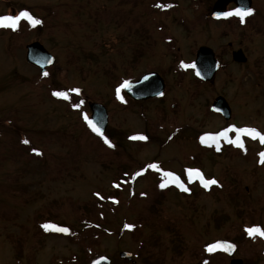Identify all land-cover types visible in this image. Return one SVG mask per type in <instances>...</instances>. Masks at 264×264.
Listing matches in <instances>:
<instances>
[{
    "label": "rangeland",
    "instance_id": "1",
    "mask_svg": "<svg viewBox=\"0 0 264 264\" xmlns=\"http://www.w3.org/2000/svg\"><path fill=\"white\" fill-rule=\"evenodd\" d=\"M214 2L137 0L135 7H122L118 0H0V16L28 11L42 21L33 27L21 20L16 30L0 27V264H75L71 232L82 235L76 204L97 193L117 200H105L97 210L105 228L98 256L111 264H158L138 255L158 245L166 250L160 264H264L263 238L242 233L248 224L264 229V144L244 135L243 148L226 140L228 147L216 155L219 140L200 142L229 128L264 134V0H252L254 16L246 29L209 19ZM32 42L54 57L47 76L25 61V46ZM201 46L211 48L221 64L213 84L197 82L189 67H181L192 63ZM238 49L244 64L232 61ZM136 60V79L153 71L164 80L161 98H117L104 72L123 74V66ZM218 96L231 109L228 120L210 112ZM88 102L107 110L103 135L84 123ZM141 135L147 139H131ZM209 144L214 151L200 148ZM188 169L218 185L203 187L199 178L189 179ZM166 172L178 176L191 195L171 183L161 188ZM155 211L156 231L164 232L147 231L135 241L123 224ZM47 222L69 231L45 230ZM228 239L237 247L232 258L218 250L205 254V246ZM179 245L182 255L174 259Z\"/></svg>",
    "mask_w": 264,
    "mask_h": 264
},
{
    "label": "water",
    "instance_id": "2",
    "mask_svg": "<svg viewBox=\"0 0 264 264\" xmlns=\"http://www.w3.org/2000/svg\"><path fill=\"white\" fill-rule=\"evenodd\" d=\"M251 3L252 0H216L211 9V17L213 19L223 17V14L226 13L227 7L230 4L235 5L236 8L247 10L250 9ZM25 60L28 64L39 68L42 74L47 72L46 69L54 64L53 56L38 42L26 46ZM232 60L239 64H244L247 61L242 50L233 52ZM192 65H195V67L191 68L199 72L197 76L200 80L213 84L216 72L219 68V63L211 48L204 46L200 47L196 52ZM128 83L129 87L122 88V90L131 100L136 102L155 99L162 95L165 89L163 79L156 72L147 73L141 76L137 81ZM77 94H80V91ZM88 107L91 112L89 120L99 129L100 134L104 133L108 124V114L105 107L98 103H89ZM211 109L213 112L220 114L224 120L230 118V108L225 99L220 96L214 99ZM218 243L229 244L224 241ZM234 251L235 247L234 249L226 251V253L232 256ZM119 257L128 261L131 260V254L126 252H121ZM89 264H110V260L106 256H100L92 260ZM230 264H242V261L233 259L230 261Z\"/></svg>",
    "mask_w": 264,
    "mask_h": 264
},
{
    "label": "trees",
    "instance_id": "3",
    "mask_svg": "<svg viewBox=\"0 0 264 264\" xmlns=\"http://www.w3.org/2000/svg\"><path fill=\"white\" fill-rule=\"evenodd\" d=\"M119 5L124 7L125 5L131 4L132 7H135L137 4V0H118ZM150 7V6H149ZM151 9H154V5L151 6ZM248 16L245 17L244 22H240V18L237 16H231L223 21H231L234 24L237 25V28H242L246 29L248 28L249 24L251 25V22H249ZM251 20V19H250ZM144 39H141L140 43H143ZM169 45V44H168ZM75 60H77L75 58ZM138 60V59H137ZM135 62L128 61L124 66H123V74H109L107 72H104V75L108 77L110 80V85L112 86L113 90H116L123 82L125 81H133L136 80L135 74H134V69L135 68ZM183 73V70H180L178 73ZM194 79L200 83V81L197 79L195 76ZM122 93V92H121ZM79 107V105H77ZM85 123V120H84ZM224 147H227L225 144H223ZM200 148L204 151H208L211 149V151H214V146L211 144L209 147L208 146H200ZM216 154L218 152L214 151ZM193 162L195 161L194 158L192 160ZM125 176H120L117 178L118 182H120L121 185L125 184ZM115 185H117L115 183ZM115 187V186H114ZM116 190H119V187H116ZM115 189V188H114ZM211 193V192H210ZM99 195L95 194L93 197V200L87 201L86 202H79L76 204L77 206V218L80 224V230L79 232H82V235L78 234V231L71 232V237H76L75 243H77V251L73 254V257L71 258L72 262L75 264H78L80 261H84L86 264H89V262L96 258L98 256V249L97 247L99 246V232L102 230L105 231V228L102 226V221L104 219V216L100 213L97 212V210H100L102 207V203L107 200L109 203H112L113 205L116 204L117 200L112 197V196H103L102 193H98ZM184 196H190L191 194L189 193H184ZM102 197V198H101ZM144 199V198H143ZM149 208L152 210H156L154 207L153 203H149L148 205ZM88 211H93L89 213ZM96 213V215H94ZM159 214L155 212H146L143 215L138 214L136 217L133 218V223H124V229L129 230L125 228V225H132L133 227L129 232L133 236L135 241H138L139 236L143 235H148L147 231H152L153 234H162L164 230L162 231H156V230H161L158 228V216ZM45 220V219H44ZM46 221V220H45ZM46 224L54 226V224H51L50 222H47ZM253 224H248L247 226L242 227V233H246L245 229L249 228ZM160 227V226H159ZM61 228V227H59ZM44 233V232H43ZM9 240V239H8ZM159 240V239H158ZM231 241V239H228ZM10 241V240H9ZM11 243V241H10ZM14 249L17 252L16 245L14 244ZM18 248V247H17ZM175 248V249H174ZM173 248V254L172 257L174 259L180 258L182 255L183 249H181L180 245L179 247L175 246ZM165 249H161V246H151L147 247L146 249H142L139 251V257H144V259L150 261L151 263H162L163 258L165 257ZM16 264L17 261L15 262Z\"/></svg>",
    "mask_w": 264,
    "mask_h": 264
},
{
    "label": "snow or ice",
    "instance_id": "4",
    "mask_svg": "<svg viewBox=\"0 0 264 264\" xmlns=\"http://www.w3.org/2000/svg\"><path fill=\"white\" fill-rule=\"evenodd\" d=\"M156 7L167 9L168 7H171V5L157 4ZM223 15L225 17L237 16L240 18V22L243 23L246 16L252 15V9L242 10L240 8H237L234 11L226 12ZM21 20H26L33 27L42 23L41 20L33 17L28 11H22L18 15H14V16L13 15L0 16V27L16 30L18 25H19V22ZM181 67L182 68H188V67L194 68L195 65H186L182 62ZM43 75L47 76L48 73L44 72ZM197 75H199V72H197ZM127 87H129V83L127 81H125L123 84H121L116 89V94H117L118 99H122V97L120 95L121 89L127 88ZM72 91L78 93L79 89H72ZM52 94H53V96H56L58 98H62L65 100L68 99V94L65 92H53ZM84 118H85L86 122L88 123V125L92 128V130L94 132L99 133V129L95 126V124H93V122L91 120H89L87 116H85ZM230 131H234L236 133V136L234 139H230L228 137V132H230ZM244 135H246V136H248L254 140L259 139L260 143L264 144V134L260 133L258 130L254 129V128H229V129H226L225 131H223L217 135L202 136L200 138V142L202 144H208L209 141H212L213 143H215L219 139L224 138L225 140H227L228 143L234 144L238 147L243 148L244 145L241 143V136H244ZM131 139L146 140L147 137L141 135V136H133V137H131ZM23 142L25 144L29 143V141H27V140H25ZM105 143L108 144L109 147L113 146L110 144V142L107 139H105ZM217 150H219L218 147H217ZM33 151L36 152L37 155L40 154L35 149ZM259 156L261 158L259 162L264 164V152L259 153ZM149 167L156 168V165H149ZM187 174H188L190 180L193 177L199 178L201 183H202V186L205 188H208L210 185H215L218 183V181H216L215 179L205 180L201 171L198 169H188ZM136 175L139 176V175H141V173H136ZM164 176L168 179H166L165 182L160 184L161 188H165L169 183H171V184L176 185L177 187H179L183 191H189V189L186 188L183 183H181L180 178L178 176L174 175L171 172L164 173ZM97 195H99V194L97 193ZM42 227L45 230H48L49 228H54L55 231L63 232V233H67L69 231L67 228H55L54 226L48 225V224L42 225ZM132 227H133L132 225H128V224L125 225V228L129 229V230H131ZM245 231L248 233V235L250 237L260 236L261 238H264V229H261L259 226H253L250 228H246ZM234 247L235 246L230 244V243L229 244L215 243V244L208 245L206 247L205 251L208 253H212L217 249H223L225 251H229L231 249H234ZM205 264H207V262H205Z\"/></svg>",
    "mask_w": 264,
    "mask_h": 264
}]
</instances>
